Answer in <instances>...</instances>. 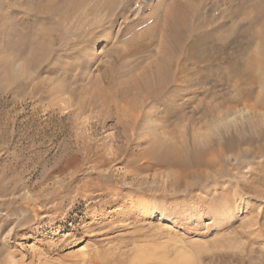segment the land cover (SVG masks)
I'll use <instances>...</instances> for the list:
<instances>
[{"label":"rangeland","instance_id":"rangeland-1","mask_svg":"<svg viewBox=\"0 0 264 264\" xmlns=\"http://www.w3.org/2000/svg\"><path fill=\"white\" fill-rule=\"evenodd\" d=\"M9 1L0 0V11L8 10ZM13 1L22 3V0ZM168 1L121 0L115 15H108L106 11L89 14L87 21L83 22L85 32H89L90 25L96 20L100 23L102 21V26L90 36L93 40L88 45L84 43L86 49L80 48L82 51L79 49L75 54V60L82 63L80 71L91 75L98 68L100 62L96 61L97 64L93 58L106 44L107 35H112L109 41L111 44L114 42L113 48L123 49L121 41L139 34L156 8L164 6ZM237 11H242L244 15L250 14L252 18L257 14V2L246 0L242 4L241 0H204L203 17H214V23L224 14L236 15L232 18L233 26L224 31L228 47L238 37ZM16 17L21 19L19 14ZM156 51V45H153L152 52L155 54ZM6 54L1 50L0 64L5 58L7 61L12 60L10 62L15 60L17 78L13 82L6 81L4 69L0 67V264L6 257L11 258L10 264H264V155L238 160L232 153L229 154V160L224 164L228 171L221 172L218 180L198 184L191 191L192 195L185 182L179 186L173 184V167L148 164V148L158 138H171L169 132L175 126L181 131L177 135L184 136V140L190 141L193 130L203 136L204 142L220 138V133L210 129V121L204 120L200 110H197L200 104H205L202 100H206V97L200 96L202 103L197 100L191 103L192 95L185 92L184 98L188 103L184 105V116L181 119L169 118L167 110L157 103L154 106L147 105L135 114L136 118L117 112L114 108L101 111V100L96 101L99 111L77 114L74 111L79 103V95L75 93L73 96L70 90L56 95V90H62L56 82L57 85L49 81L54 75L50 74L48 68L36 74V77L45 81H25L20 71L22 62L14 55ZM146 54L138 52L135 58L141 57V63L148 64L150 59L146 60ZM30 74L35 79L33 69L26 76ZM52 87L53 90L58 88L53 91ZM221 93L231 96L235 92L232 87H228L222 89ZM169 97L177 99V94L171 93ZM68 100L70 103H64ZM231 109L234 115L228 117L229 121L238 116L254 118L258 115H252L242 103L233 104ZM255 111L261 112L260 109ZM221 112L220 116L226 114L224 110ZM132 120H137L136 126L126 128V124ZM252 128L249 125L235 134H254L255 127ZM85 144L88 148L84 147ZM246 148L243 146L241 150ZM100 164L104 165L97 171L106 176L100 177L93 171V166ZM219 168L220 164L207 169L206 173L214 175ZM196 182L192 180V183ZM96 184L112 187L116 193L125 191L130 185L152 190L148 195L135 193L128 196L127 200L135 202L145 198L155 202L158 196L156 191L166 187L167 218L159 220L158 212L151 222L128 225L123 222L128 216L127 212H108V207L118 208L121 205L119 201L104 209H92V215L86 217L89 214L87 207L95 206L100 199V192H93ZM223 185L233 189L229 190V186L222 188ZM40 199H47V206L38 205L41 211L28 212L27 209L32 208L29 201ZM51 206L53 209L61 206L58 215L43 217L53 210ZM99 214L110 219L107 223L110 226L106 224L103 228L93 229L90 223ZM28 229L24 237L21 234V237L17 235L9 239L10 232L20 234ZM61 234H76V237L65 243L54 241Z\"/></svg>","mask_w":264,"mask_h":264},{"label":"bare ground","instance_id":"bare-ground-1","mask_svg":"<svg viewBox=\"0 0 264 264\" xmlns=\"http://www.w3.org/2000/svg\"><path fill=\"white\" fill-rule=\"evenodd\" d=\"M245 1L241 0V3L244 4ZM254 1L257 2V14L254 17L250 18V14L244 15L241 13L242 11H237L238 37L228 47L225 43L228 38L224 35V31L233 26L232 18L236 15L224 14L219 16L214 23V17H203L204 0H169L164 6L160 5L162 7L156 8V12L149 16L148 22L142 27L139 34L133 35L134 38L128 37V39L121 41L124 46L123 49L113 48L114 42L111 44L109 41L112 39V35H107L106 44L102 50H98L99 52L93 58L95 62H100L99 64L96 62L98 68L93 73L89 70L92 73L89 75L87 72L80 71L82 63L80 64L74 57L77 50L83 47L82 50L86 49L85 44L93 40L90 36L98 32L99 26H102L100 25L102 21L100 20V23L99 20H96L97 22L90 25L89 32L83 30L85 24L83 22L89 14L101 11H106L108 15H115L121 0H22V3L11 0L8 4V10L6 12L0 11V44L2 45L0 52L4 50L22 62V70L20 71L25 77V81H45L40 80L39 76L36 77V74H41L48 68L50 74L54 75L52 79L49 78V81H53L54 84L56 82L62 90L61 92L56 90V95L63 94V91L67 93L68 90L72 95L75 93L79 95L76 96L79 103L75 104L74 111L77 114L99 111L96 101L101 100V111L114 108L117 112L121 111L122 114L136 118L135 114L140 113L147 105L154 106L157 103L167 110L169 118L181 119L184 116V105L188 103L184 98L185 92L188 91L192 95L191 99L189 98L191 103L194 100L201 101L200 96L206 97V100H202L205 101V104H200L202 108L197 110H200L204 120L210 121V129L220 133V138L212 142H204L203 136L197 130L196 132L193 130L191 139L188 138L190 141L184 140V136L181 137L182 135H180V138L177 135L179 127L175 126L169 132L171 138L163 137L160 140L158 138L146 151L149 158L148 164L173 167L175 169L172 175L173 184L179 186L180 183L185 182L186 188L191 194V191H194L198 184L202 185L221 177V172L227 170L224 168V164L229 160V154L232 153V156L238 160L264 155V0ZM18 14L21 15V19L16 17ZM74 21H77L76 24ZM153 45H156L157 48L155 54L154 51L152 52ZM138 52L147 53L145 55L146 60L150 59L148 64L143 65L141 63L143 58L140 56V58H135ZM68 56L69 58H67ZM5 60L0 64V67L4 69L5 80L13 82L15 79L14 81H16L15 60L13 62H10L12 61L10 59L6 62ZM31 69H33L35 79L31 78L32 74L26 76ZM228 87H232L235 93L231 96H224L221 93L222 89ZM51 90L49 92L54 91ZM171 93L177 94V99H170ZM55 94L53 95L55 96ZM66 102L69 100L64 101V103ZM240 103L245 104L248 108L247 111L251 112L252 115L260 114L261 117L255 115L254 118H245L243 115L242 118L238 116V118L235 117L234 120L229 121L228 117L234 115L231 112V106ZM258 109L261 112L255 111ZM222 110L226 114L220 116ZM136 121L132 120L131 123H127L126 128L135 127ZM249 125L253 127L252 129L255 127L254 134L248 136L243 132L235 134L245 130ZM170 126L174 125L170 124ZM85 146L88 148L86 144ZM243 146L248 148L241 150ZM218 164H220V168L215 171L216 174L206 173L207 169H213ZM102 165L104 164L94 165L92 168L100 177L106 176L102 175L105 173L97 171ZM147 166L150 167L151 165ZM128 172L132 173L133 171ZM192 180L197 182L192 183ZM226 186L221 187L225 188ZM232 187L229 186L228 189L231 190ZM110 188L96 184L93 192L99 191L100 199L95 206L87 207L89 214L85 215L86 217L92 215V209L97 207L104 209L107 205L119 201L121 205L119 204L118 208L108 207V212H114L113 210L127 212L128 216L123 222H127L128 225L143 221L145 223L151 222L152 217H155L158 212L160 213L159 220H166L167 207L165 208V205L168 194L166 187L156 191L158 196L155 202L153 199L145 200L146 198H141L142 200L136 202L127 200L128 196L135 193L150 194L152 190L148 188L130 185L128 189L120 193L113 192V188ZM6 193L8 194V191ZM46 202H48L47 199L29 201L32 208L27 209V211L36 213L42 205H46ZM60 207L55 206L54 209L52 207L53 210L51 209L52 211L43 217H56ZM122 215L124 216L123 213ZM105 217V215L99 214V217L93 218L90 225L93 226V229L95 227L103 228L110 222V219ZM51 225H49L50 228L53 226ZM107 225L110 226V224ZM28 232L29 229L20 234L14 233V231L10 232L9 239L17 237V235L24 237ZM62 235L54 241L65 243V241L76 237V234ZM10 260L11 258L6 257L2 264H10ZM14 263L12 262V264Z\"/></svg>","mask_w":264,"mask_h":264}]
</instances>
